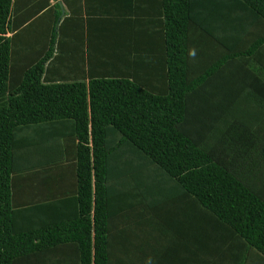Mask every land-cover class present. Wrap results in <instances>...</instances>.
Wrapping results in <instances>:
<instances>
[{"label": "trees", "instance_id": "obj_1", "mask_svg": "<svg viewBox=\"0 0 264 264\" xmlns=\"http://www.w3.org/2000/svg\"><path fill=\"white\" fill-rule=\"evenodd\" d=\"M0 264H264V0H0Z\"/></svg>", "mask_w": 264, "mask_h": 264}, {"label": "crops", "instance_id": "obj_2", "mask_svg": "<svg viewBox=\"0 0 264 264\" xmlns=\"http://www.w3.org/2000/svg\"><path fill=\"white\" fill-rule=\"evenodd\" d=\"M65 13V9H62ZM62 13V14H63ZM22 173V172H21ZM16 175V182L18 184V193L15 201L23 202L24 200L31 199V197L44 195L48 191L54 190L51 186V177L54 171L47 169L40 171L39 174H34L33 171H23V174Z\"/></svg>", "mask_w": 264, "mask_h": 264}, {"label": "water", "instance_id": "obj_3", "mask_svg": "<svg viewBox=\"0 0 264 264\" xmlns=\"http://www.w3.org/2000/svg\"><path fill=\"white\" fill-rule=\"evenodd\" d=\"M62 13H63V10H62Z\"/></svg>", "mask_w": 264, "mask_h": 264}]
</instances>
